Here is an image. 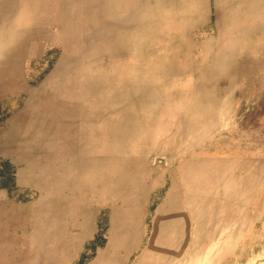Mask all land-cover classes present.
Returning a JSON list of instances; mask_svg holds the SVG:
<instances>
[{
  "label": "rangeland",
  "instance_id": "rangeland-1",
  "mask_svg": "<svg viewBox=\"0 0 264 264\" xmlns=\"http://www.w3.org/2000/svg\"><path fill=\"white\" fill-rule=\"evenodd\" d=\"M0 264H264V0H0Z\"/></svg>",
  "mask_w": 264,
  "mask_h": 264
},
{
  "label": "bare ground",
  "instance_id": "bare-ground-1",
  "mask_svg": "<svg viewBox=\"0 0 264 264\" xmlns=\"http://www.w3.org/2000/svg\"><path fill=\"white\" fill-rule=\"evenodd\" d=\"M13 70V69H12ZM8 79V78H7Z\"/></svg>",
  "mask_w": 264,
  "mask_h": 264
}]
</instances>
